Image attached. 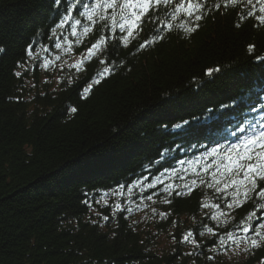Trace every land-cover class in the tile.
<instances>
[{
  "label": "trees",
  "instance_id": "trees-1",
  "mask_svg": "<svg viewBox=\"0 0 264 264\" xmlns=\"http://www.w3.org/2000/svg\"><path fill=\"white\" fill-rule=\"evenodd\" d=\"M56 7L52 0H0V264H256L264 248L250 256L235 247H205L203 255L199 249L195 256L187 255L193 249L180 242L183 234L195 230L194 238L209 244L215 238L203 224L219 233L238 232L236 225L252 205L229 216L201 208L222 203L215 180L223 188V177L212 179L197 171V164L187 163L202 154L208 141L187 142L172 129L209 107L247 100L250 81L260 82L257 89L264 84V26L241 21L238 9H230L207 16L189 35V24L178 15L155 45L139 53L121 46L118 54L102 57L117 65L115 73L85 100L80 92L99 62L86 61L80 71L70 66L103 34L101 25L80 31L75 40L65 27L73 47L69 50L64 40L60 49L51 47L47 68L26 55L33 43L43 61ZM23 61L28 71L17 66ZM71 106L78 113H71ZM242 116L241 127H247L248 113ZM234 125L235 120L225 123L215 137L230 140ZM166 163L176 169L166 177L176 186L170 196L160 186L133 183L137 177L141 182L151 178L157 167L163 172ZM125 183L132 184L133 198L127 190L120 193ZM187 185L191 191L177 195ZM106 192L108 198L100 199ZM85 193L99 202L87 206ZM146 194L153 200L141 198ZM121 196L131 212L112 211ZM227 198H232L231 190ZM160 212L169 215L162 219ZM209 212L216 219L207 218Z\"/></svg>",
  "mask_w": 264,
  "mask_h": 264
},
{
  "label": "snow or ice",
  "instance_id": "snow-or-ice-1",
  "mask_svg": "<svg viewBox=\"0 0 264 264\" xmlns=\"http://www.w3.org/2000/svg\"><path fill=\"white\" fill-rule=\"evenodd\" d=\"M52 3L58 7L55 9L57 15L53 21L55 27L52 28V25H49L52 28V37H49L51 45L42 47V51L46 54L43 61L33 43H29L26 48V55L36 63L37 67L43 62L47 68V53L51 51V47L60 49L61 40L69 41L68 36L63 32L65 27L70 29L71 36L75 40L80 31L88 33L93 26L101 25L104 30L103 34L96 37L94 42L86 48V55H83L79 62L70 66L80 71L86 61L90 62L95 58L99 62V70L94 72L80 92V97L85 100L90 98L96 86L101 85L115 73L117 65L112 63V60L102 57L111 56L113 52L118 54L121 46L128 49L130 53H139L155 45L164 39L166 29L172 28L170 21L176 20L178 15L182 21L189 24L185 29L189 35L198 30L199 22L207 16L216 13L226 14L230 9H238L236 15L239 20L252 19L256 22L255 27L264 26V0H90L88 3H85V0H72L71 3H68L67 0H52ZM161 16L164 19H161ZM84 21L87 23H83ZM147 25H151V27L141 37V33L145 32ZM236 27H240V24L237 23ZM57 30H59V34H57ZM137 40L142 42L134 45L133 42ZM113 41L115 43L112 44V52H109L108 45ZM72 47L73 44L69 41V50ZM248 50L253 51L254 46L250 45ZM2 51L3 49L0 48V52ZM56 59L59 60L60 57L57 56ZM27 63V61H23L17 66L28 71ZM208 74L211 75V72ZM15 75L21 77L22 73L16 72ZM258 83L260 82L250 81L245 86L252 92L247 100L233 99L229 104L220 105L219 108L209 107L202 114L175 123L172 129L173 134L179 135L187 142L192 140L208 141L202 154L197 156L194 161L189 160L187 163L197 164V171L212 179H215L217 174L223 177V188L220 186L221 180H215V191L222 197V203L201 204V208L208 207L219 212L222 216H229L245 204L252 205L236 225L239 229L238 232L219 233L212 226L203 224L207 233L215 238L209 244H202L197 238H194L196 237L195 230H189L183 234L180 242L192 244L193 250L187 253L189 256H195L197 249H199L200 255H203L205 247L213 251L218 250V247H223L225 251L229 247H235L249 256L256 253L258 249L264 248V116L260 115L264 114V84H261L257 89ZM70 112L78 113V108L71 106ZM243 112H247L250 118L247 127H241L244 118ZM234 120L232 138L229 140L228 136H223L217 139L214 135L215 130L223 127L225 123L233 124ZM221 140H229V143L223 145ZM160 155L163 156V153ZM179 163L183 166L185 161L179 160ZM149 166L151 167V164ZM161 167L164 168L163 172L160 167H157L151 178L146 177L141 182L137 177L133 183L140 188L146 186L149 189H157L160 186L159 191L170 196L176 186L169 184L166 177L169 172H175L176 169L168 163ZM179 179L183 180L184 176H179ZM203 182L201 181V183ZM192 183L196 184L197 181L193 180ZM241 189L243 190L241 191ZM125 190L130 194L129 198L134 197L135 190L132 184L125 183L119 186L121 194ZM229 190L232 194L231 199L227 198ZM185 191H191V185L182 188L177 192V195H183ZM108 195L109 193L106 192L100 199L106 200ZM141 198L152 201L153 195L146 194ZM84 202L87 206L92 207V202L98 203L99 200L96 197L90 198L89 194L85 193ZM164 202L170 201L165 200ZM112 211L131 212L132 209L125 205L124 198L121 196L120 202L114 205ZM215 212L207 213V218L216 219ZM153 213L155 214V209H153ZM159 215L162 219H166L169 213L160 212ZM103 219L107 221L109 217L103 216ZM207 259L213 260L215 257L208 256ZM256 264H264V254L256 257Z\"/></svg>",
  "mask_w": 264,
  "mask_h": 264
}]
</instances>
